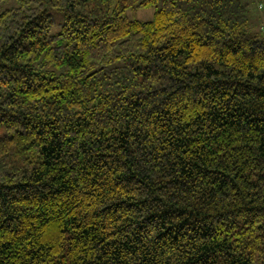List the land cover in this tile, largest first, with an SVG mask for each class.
Instances as JSON below:
<instances>
[{
	"label": "trees",
	"instance_id": "trees-1",
	"mask_svg": "<svg viewBox=\"0 0 264 264\" xmlns=\"http://www.w3.org/2000/svg\"><path fill=\"white\" fill-rule=\"evenodd\" d=\"M18 2L0 14V264H264L248 4Z\"/></svg>",
	"mask_w": 264,
	"mask_h": 264
},
{
	"label": "rangeland",
	"instance_id": "rangeland-1",
	"mask_svg": "<svg viewBox=\"0 0 264 264\" xmlns=\"http://www.w3.org/2000/svg\"><path fill=\"white\" fill-rule=\"evenodd\" d=\"M242 2L249 6V19L252 30L254 32H261L264 37V0H242ZM18 5V0H6L0 7V14L6 9L17 7ZM156 11L157 6L129 9L126 12V16L130 20L150 21L154 18ZM51 13L56 20L53 32L58 33L62 30L64 13L56 9H51Z\"/></svg>",
	"mask_w": 264,
	"mask_h": 264
}]
</instances>
